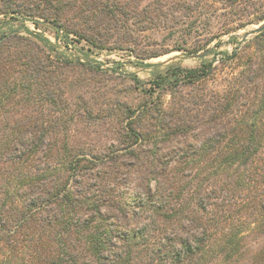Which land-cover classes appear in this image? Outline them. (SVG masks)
I'll return each instance as SVG.
<instances>
[{"label": "trees", "instance_id": "obj_1", "mask_svg": "<svg viewBox=\"0 0 264 264\" xmlns=\"http://www.w3.org/2000/svg\"><path fill=\"white\" fill-rule=\"evenodd\" d=\"M263 21L264 0H0V264H236L251 228L246 264H264V30L232 35ZM41 27L129 49L153 77L109 89L117 71L64 57ZM149 30L173 46L141 51ZM221 35L232 52L204 50ZM173 52L205 55L145 63ZM216 62L237 71L209 91ZM96 126L108 144L79 142Z\"/></svg>", "mask_w": 264, "mask_h": 264}, {"label": "rangeland", "instance_id": "obj_2", "mask_svg": "<svg viewBox=\"0 0 264 264\" xmlns=\"http://www.w3.org/2000/svg\"><path fill=\"white\" fill-rule=\"evenodd\" d=\"M264 22V21H263ZM262 22V23H263ZM262 23L256 25V24H249L246 27L239 29L235 32L232 33V35L238 36L241 41L242 38L244 39H250L253 36L246 37V32L249 30H252L258 26H260ZM32 30H36L31 24L28 25ZM221 24H216L213 25L212 27V32L213 34H218L221 30ZM42 31L44 32L43 34L48 37L52 42L57 43V39L54 37V33L52 29L49 28H43L41 27ZM42 32L41 30H37ZM139 35L138 37L143 41V44L140 46L141 51L143 49L147 48L149 46L150 40H157V42H160V45L164 46L163 48H170L173 46L172 41L166 36L165 38L164 35L165 33H161L158 31L154 30H149L146 32H142L137 34ZM230 35H221L220 37H216L213 39V41L207 45L204 50L206 49H215L216 52L219 51H229L232 52L233 49L235 48V42H228L229 41ZM72 38V37H71ZM74 41L72 43H68V46L64 47V44L61 42H58L59 46L61 49L59 50L64 57H80L83 61H85V55L87 54L89 56V59L92 61L100 62L102 64V68H112L116 73L110 72L109 76H106L107 80V88L109 89H118V90H126L125 88L130 85L131 82L127 78H125V74H134L136 75L141 81H148L152 79V68H147V67H141L139 65L136 66V62L139 61V59L131 52L129 49H105L103 51H92L88 52L87 51V45L84 42H77L75 37L72 38ZM205 39L204 38H196L194 37L193 39H189L188 43L189 46H199L204 44ZM112 48V47H111ZM203 52V51H201ZM188 55L185 54L184 52H173L168 55H164L158 58H152L149 60H146L145 63L149 64H156L160 62H164L166 60H169L171 58L177 57V59L166 63L167 65H180L181 67H186V68H194L199 65L198 59H190L187 57ZM212 56H209L208 59H211ZM117 64H120L121 66H118ZM216 67V71L214 72V76L211 80H209L207 83L204 84V86L207 87V90L211 91H217V90H222L225 88L227 84V80L231 78L232 73L236 72V69H232L231 65L227 64L224 67L220 65V63L216 62L214 64ZM164 68V67H163ZM161 68V69H163ZM105 83V81H104ZM185 94V91H184ZM186 95V94H185ZM128 101L130 103H139L141 101V97L137 96L135 93H133L130 97H128ZM164 102L167 105L168 102L170 101V96L168 94L163 95ZM79 137L80 141H86L91 143L93 146L100 147L108 144L110 141H107L108 138L111 136V133L109 132V129L102 128L100 126L93 127L89 129L86 133L85 131H80L79 132ZM241 194L243 196L248 197V194L250 192L248 190L242 191ZM217 196H222V193H219L218 191L216 192ZM228 196V195H227ZM239 202V199H237ZM241 200V199H240ZM245 202H248V200H245ZM237 203L236 200L231 199L230 204ZM243 204V203H242ZM241 204V205H242ZM240 205V203H238ZM237 205V207H239ZM245 213V212H244ZM249 231L245 232V238L243 240V246H242V256L238 259V262L236 264H246L250 257L259 249V245L261 242V238L259 235L256 234L255 231H253V228L248 229Z\"/></svg>", "mask_w": 264, "mask_h": 264}, {"label": "water", "instance_id": "obj_3", "mask_svg": "<svg viewBox=\"0 0 264 264\" xmlns=\"http://www.w3.org/2000/svg\"><path fill=\"white\" fill-rule=\"evenodd\" d=\"M263 30H264V22L260 26L254 28L252 30L247 31L245 36L246 37L254 36V35L260 33ZM204 55H205V53H199V54L192 55V56H187V57L190 58V59H199V58L203 57ZM175 59H177V57L171 58V59L166 60V61L161 62V63L166 64V63H169V62H171V61H173Z\"/></svg>", "mask_w": 264, "mask_h": 264}]
</instances>
